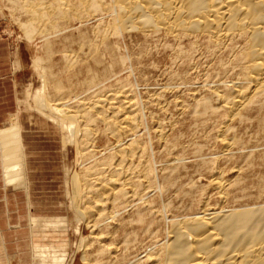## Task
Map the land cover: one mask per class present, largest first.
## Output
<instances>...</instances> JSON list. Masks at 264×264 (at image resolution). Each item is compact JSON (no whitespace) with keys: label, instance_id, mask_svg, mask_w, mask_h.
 I'll list each match as a JSON object with an SVG mask.
<instances>
[{"label":"rangeland","instance_id":"rangeland-1","mask_svg":"<svg viewBox=\"0 0 264 264\" xmlns=\"http://www.w3.org/2000/svg\"><path fill=\"white\" fill-rule=\"evenodd\" d=\"M38 1L40 2L38 3ZM74 1L75 0H0V23L6 27L4 31L5 35L14 40L16 52H19L20 57L19 63L17 64V69L20 72L19 77L22 75L24 79L18 86V102L24 111L27 126H30V130L35 128V131L39 130L40 132V138L37 140L38 143L40 142L39 167L35 170L26 172L24 171L23 151H18L19 154H16V150L19 149L16 144L18 140L17 137L21 140L19 124L17 121H13L5 130L1 131V136L3 138L2 156L6 160V166L3 172L7 182H18L20 180L17 178L22 177V184L26 185L25 187L19 186L17 189L24 194L22 197H25V202L27 201L26 199H28L26 194H28L30 200H36V202L39 203L41 213H51L52 215L60 214L64 216L67 230V233L63 235L64 242H66L64 264H83L82 257L84 255L87 253V255H93L95 248H97L99 244L92 239L91 235L102 233L105 237L101 239V244H111L117 251V254H120L118 257L122 259H120L122 263L130 262L132 259L131 263H133L146 252L153 250V247L157 243L160 244L166 240V235L170 230L172 220H179L183 216L199 212V208L203 202L207 201L209 207L264 202V190H262L264 189L262 187V185L264 186L263 115L262 118L261 116L254 118L256 115L252 113L253 120L243 124L233 119L229 122V125L234 128L223 133L219 130L220 126L227 121V112L222 107V102L218 100L212 92V88L219 93L228 92L224 86V83H228L231 76V72H229L230 69L227 66V57L223 56L221 59L218 54L215 55L209 52L210 47L207 46L204 38L172 39L166 38L162 34L152 35V38V36L144 37L142 34L135 31L119 33L111 16L105 15L104 19H101L100 16L102 12L99 10H85L86 6L84 4L80 5L76 3V1L74 3ZM54 3L55 8L59 5L60 13L59 10L57 11L58 8L55 12L53 8ZM61 4L63 5L62 9ZM82 6L85 7L82 9ZM47 7L50 11L53 10V15L51 12H48L49 10H47ZM77 7L78 9H75ZM42 8L46 13L42 12ZM66 8H68L67 13L64 12ZM77 10L80 15H84L80 17ZM93 11L94 14L91 15ZM43 14H45V17ZM61 14L64 16H60ZM42 16L45 20L42 19L41 21L39 17L42 18ZM17 56L18 54L16 53V59ZM43 75L47 78V85L45 88L47 90L44 89V91H40L43 87ZM219 81L224 83L222 84ZM96 84H102L103 86H97ZM117 88L118 91H116ZM91 89L95 92H92ZM218 89H220V91ZM88 90L91 91L89 92ZM120 90H123L126 96L123 95V92H119ZM108 92H117L115 95L121 93L122 95L119 94V98H116L120 103L123 101H130L131 98H134L133 100L136 99L138 105H142L138 107H142L144 113L141 111L142 108L138 109L136 102H134V104L131 99L134 107L132 106V109H127V114L134 117L137 116L134 118L137 121L136 123L134 122L132 126L129 125L127 128L124 127L123 130H120V126L116 124L118 123L116 119L121 118V115L117 114L118 116H115L116 121H114V116L112 117L110 109V111L102 109L104 112L100 110L101 113H98L100 115L95 113L100 108H97V102L95 103L96 99H94V97L99 98V96H102L109 100V98L113 97V94L109 95L110 93ZM43 93H45L51 103H57L59 107L70 101L69 103L71 104L67 103L62 106L67 112H74L73 110L75 107L81 112L83 108L86 109L85 111L89 110L87 115L89 120L86 121H89V123L85 122V118H82V120L78 118L77 120L79 128L85 127L86 125L89 131H87L86 134L89 135L92 133L89 136L85 135L86 137L83 134H81L82 136H78V139L80 138L79 140L81 141H79V147L82 149H79L81 154L77 152L74 144L65 143L66 132L63 131L64 128L55 124L52 119H49L51 117L55 119V115L49 112V110H45L41 107L38 102L40 97L37 96L43 95ZM82 94H84L82 96L83 98H88L86 101L85 99L82 100V97H78ZM125 98L127 100H125ZM203 98L210 101L211 107L216 109L219 108L216 114H211L210 111L206 114L193 112L194 102ZM79 99L84 102H80ZM89 99L91 101L94 100L92 102L95 104L91 103V105H88V101L91 102ZM75 101H78L79 104ZM96 101H98V99ZM81 103H83L82 105L84 106L82 109ZM84 103H86L87 106L84 105ZM92 104L95 105V107H91L93 106ZM138 111H140V115ZM37 113L40 115L39 120L35 116ZM104 113H107V117ZM94 115L96 121L95 118H93ZM102 115H105L103 117L108 120L107 123ZM97 117L98 119L102 117L104 120H98ZM108 117H111V119H107ZM92 119L95 121V124ZM260 119H262V122ZM110 120L113 121L115 125H106L109 122L111 123ZM104 121L106 124L103 123ZM139 121H142L144 124L142 123L141 125ZM84 123L85 125H82ZM91 123H93V125ZM135 124L137 126L135 130L137 128L139 130H134ZM113 126H116V128L114 129ZM103 127L109 128L104 129ZM143 127L147 128L148 133L146 132V128H144L145 130L142 129ZM130 128H133L131 129L133 131H130ZM106 131L108 133H106ZM116 131L120 134L117 132V135ZM122 131L124 133L121 134ZM110 132H115L114 136L116 138H113ZM128 132L131 133L129 134ZM134 132L136 135L133 134ZM104 133H106V135H104ZM87 137L89 138L85 139ZM217 137L227 138L226 140L231 142L230 149L225 150L224 143L220 141V138L217 139ZM117 138L122 141L117 140ZM128 138L131 140H128ZM115 139L118 141L116 144L117 146L114 145ZM119 142L122 143L119 144ZM127 142L130 143V146L133 143V147L129 145L125 147ZM122 144L125 148L123 150L121 149L123 146ZM149 144L150 147L152 146L151 152L149 151ZM140 145L144 147L142 150ZM127 147L130 149L128 150ZM90 148L92 151H89ZM84 149L89 152L83 151ZM110 150L112 151L109 152ZM114 150L116 152L118 151V153ZM130 150L131 153L129 154V158H125ZM122 151H124L123 153L126 152V154H122ZM90 152H93L92 156ZM119 152L120 155H118ZM82 153L84 154L82 155ZM77 154L79 155L77 156ZM120 156L124 161L121 160L122 158L120 159ZM91 157H95L93 159L95 163L90 167L92 163ZM124 158L128 159L125 160ZM152 159L154 161H152ZM250 159H252L253 162L250 161ZM172 161H175V164ZM77 162H79V165ZM102 162L103 164L100 165L99 163ZM117 163H121L124 167L126 166L127 170L131 165L130 169H132V171L126 170V174L130 176V182L126 185L128 189L125 188L127 191V194L124 195L125 200L122 198L123 196H120L117 200L120 204L117 203V206H115L112 199L114 193L110 190H115L119 188V186L115 183L109 184L106 179L110 176L112 177V173L113 175L114 173H118L116 171L114 172L111 168ZM104 164L110 167H107L109 170H105L106 165ZM112 164L113 166H110ZM95 165L96 169L93 168ZM102 165L104 170L101 168ZM86 168H89V170ZM90 168H93V170L98 169L99 171L97 174L99 175V172L103 173L101 175H103V177L106 176L105 178L102 177L104 180L101 179L100 182V179H96L95 181V177L97 178L99 175L96 176L94 173L95 170L93 172ZM153 169H155V173ZM91 171L95 175L92 174ZM107 172L108 174H105ZM218 172H220V175ZM74 173H77L80 177L81 184L83 181H86L85 179L83 180V177H89L87 182L88 180L91 181V183L90 181L88 183L83 182L82 185H84L85 188L86 185H88V189L86 188L87 190H85L81 185L82 188L79 190V194L76 192V188L72 183ZM217 173L223 180L227 182L231 181L234 184L224 202L221 197H219L218 190L210 185V180L217 176ZM90 174L93 177L95 176L94 179H92V176V178L87 176ZM113 177H115V175ZM157 179L158 182L156 183ZM95 182L97 185H95ZM104 183H107V186ZM89 185L96 187L95 189H98L99 186L102 185L101 187L103 190H101L100 187V193L99 190H97V193L95 189ZM108 187L110 189H108ZM130 188L133 190L131 191ZM83 190H85V192H83ZM86 192H88V194ZM101 192L104 193V195L106 194V196H110L111 194L112 202L110 198L104 197ZM131 193L132 196H129L128 200L127 195ZM80 195L83 196L86 201L84 199H79L78 196ZM81 196L80 198H82ZM87 197L88 199H86ZM257 197L261 199L259 200ZM82 200H84V203ZM125 201H128V204ZM36 202L34 203L37 204ZM108 202L114 204L115 207L113 206V211L111 210L112 208H110L113 204L110 205ZM28 208L29 210H33V208L29 206ZM36 208L37 205L34 206V210H36ZM115 210L116 213L120 212L114 217ZM99 211H101L102 214L106 211L103 214L104 219L101 217V212L97 218ZM81 212H83V214ZM137 212H142L141 214L146 217V223L154 219L156 221L154 224L155 221L153 220L154 227L152 226L153 228L151 227L146 231V224H141L136 221H127L130 218L135 219L138 214ZM107 216L111 217L108 219ZM79 218L81 219L79 220ZM99 218L102 221L98 220ZM32 221L35 220L32 219ZM93 221L95 229H91L94 227L92 226ZM104 221H106V223H104ZM100 223L101 225H99ZM125 231H127L128 236H125ZM8 233L6 238L10 243L17 239L24 246V244L29 242L26 231H22L18 234H14L12 231ZM127 240L128 242H126ZM129 252H131V254H128ZM35 256L38 257V264H42V258L36 253ZM0 257V264H7V257L4 256L1 250ZM54 257V251L52 250L49 253V258ZM13 264L18 263L14 261Z\"/></svg>","mask_w":264,"mask_h":264},{"label":"bare ground","instance_id":"bare-ground-1","mask_svg":"<svg viewBox=\"0 0 264 264\" xmlns=\"http://www.w3.org/2000/svg\"><path fill=\"white\" fill-rule=\"evenodd\" d=\"M75 1H76V3H78L80 5L84 4L86 6V7L82 6V9H83V7H85V10L86 9H97L100 12H102L101 16H100L101 19H104L105 15L111 16V19L113 20V23L117 26V30L119 33L135 31V32L142 34L144 37H151L152 35L162 34V35H164V37L172 38V39L173 38H204L207 46L210 47L209 52H212L215 55L218 54L219 58H221V59L223 56L227 57V66L230 69L229 72H231V76H230L228 83H224V82L219 81L222 84L224 83L225 89L229 93L228 92L219 93L218 91H216L212 88V92L217 97V99L222 102V107L227 112V121L225 123H223L222 126H220V129H219L220 132L221 133L227 132V131H229V129L234 128L233 126L229 125V122L233 119H236L238 121V123H240V124H243L247 121L249 122V121L253 120L252 115H251L252 113H255V115H256L254 118H258L260 116L262 118V115H263V119H264V0H75ZM75 1H74V3H75ZM39 2L40 1H38V3ZM64 3H66V2H64ZM50 5H52V4H50ZM54 5H55V3L53 4V6ZM56 5H57V3H56ZM41 7H43V6H41ZM62 7H63V5L61 4V9H62ZM71 7H69V8H71ZM75 7H76V5H75ZM43 8L46 9L45 7H43ZM49 8H50V6H49ZM53 8L56 12L57 8H58L57 11L59 10V5L56 8H55V6ZM44 9H43V11L41 9L40 10L43 13H46V12H44ZM67 9L68 8H66V11H64V12L67 13ZM75 9H78V7ZM47 10H49L48 12H51V14L53 15V13H52L53 10L50 11V9H48V7H47ZM64 12H62V13H64ZM71 12H73V11L71 10ZM78 12L79 11L77 10V13ZM59 13H60V10H59ZM57 14H58V12H57ZM73 14H74V12H73ZM93 14H94V11L91 15H93ZM62 15L63 14H61L60 16H62ZM81 15H84V14H81ZM81 15H80V17H81ZM43 16L45 17V14H43ZM43 16H42V18L39 17V19L41 21H42V19L45 20L43 18ZM89 16H90V14H89ZM152 38H153V36H152ZM46 39H48V38H46ZM73 59H74V57H73ZM127 59H128V57H127ZM119 60H120V58H119ZM37 62H39V61H37ZM110 67H111V65H110ZM136 68H137V66H136ZM42 70H44V69H42ZM226 70H227V67H226ZM42 78L41 79L43 81V87L40 91H44V89L46 88V85H47V78L45 77V75H43ZM226 82H227V80H226ZM103 84H104V81H103ZM213 84H214V82H213ZM96 85L97 86L98 85L103 86L102 84L101 85L96 84ZM57 87H58V85H57ZM122 89H123V87H122ZM167 89H168V86H167ZM45 90H47V89H45ZM91 90H88V91L90 92ZM218 90L220 91V89H218ZM116 91H118V88ZM92 92H95V91L92 90ZM119 92H123V95H125L123 90L122 91L120 90ZM39 93H41V92H39ZM108 93H110L109 95L113 94V97L109 96V97H112V98H109V100H107L108 98H105V97H102L99 95H98L99 98L94 97V99H96V100L98 99V101L95 100V103L97 102L96 103L97 108L98 107L100 108L96 112H95V109L93 108L94 112L96 114H98V113H101L100 110L103 111L102 109H104V110L107 109L108 111L111 110L110 111L112 113L111 115H112V117L114 116V118H113L114 121L117 120L116 122H118V123H116V124H117V126H120V130H123L124 127L127 128L129 125L132 126L134 122L136 123L137 121L134 118H136L137 116L134 117V116L127 114V111H128L127 109L131 108L133 106L134 102H136L137 108L140 109L142 107L139 108L138 106L141 104L138 105L136 99L133 100L134 98L133 99L131 98L133 103H132L131 99H130V101L128 100V101H123L122 103H120L118 100H116V98L117 97L119 98V94L122 95L121 93H119L117 95H115L117 92L116 93L108 92ZM84 94H82L81 96H78V97H82ZM95 95H96V93H95ZM101 95H102V93H101ZM85 96H86V94H85ZM106 96H107V94H106ZM37 97H40L38 99V102L40 103L41 107L45 110H49V112H51L56 117L55 119L52 117L49 119H52V121H54L55 124H58L59 126L64 128L63 131L66 132L65 143L74 144L77 152L80 153V151H79V149H81V147H79V141H80L79 139L80 138L78 139V136L81 134H83L84 136L85 135L87 136L88 134H86V133L88 130L86 128L85 123L82 124V125H85V127L83 126V127L79 128L77 120H78V118H79V120H82V118H85L86 119L85 122L87 120H89L87 118L89 110L85 111L86 110L85 108L82 109V107H84V106L82 105L83 103H81L80 105H81L82 112L79 109H76V107L73 110L72 106L71 107H72V110L74 112H69V111L67 112V110L64 109V107H62V106L66 105L70 101L67 103L63 102L64 104H62V106L59 107V105L57 106V103H55V104L51 103V101H49L48 98L46 97L45 93H43V95H39ZM65 98H68V97H65ZM126 98H125V100H127ZM62 99H64V98H62ZM83 99H85V98L82 97V100ZM86 99H88V98H86ZM86 99H85V101H86ZM74 100H75V98H74ZM79 100H80V102H84V101H81V99H79ZM92 101H94V100H92ZM92 101L91 102L88 101V105L89 104L91 105V103H93ZM75 102H78V101H75ZM95 103H93V104H95ZM69 104H71V103H69ZM78 104H79V102H78ZM72 105H73V103H72ZM84 105H86V103H84ZM91 107H95V105H93ZM77 108H80V107H77ZM69 109H71V108H69ZM218 109L211 107L210 101L206 98H203V99L196 100L194 102L193 112L198 113V114H206L208 111H210L211 114H216ZM141 111H143V113H144L143 108L141 109ZM138 112L140 115V111H138ZM129 113H130V111H129ZM135 113H133V114H135ZM117 114L121 115L122 117L119 119H116L115 116H118ZM98 115H100V114H98ZM105 115H102V117ZM50 116H52V115H50ZM60 117H62V118H60ZM102 117L101 118L99 117V118L102 119ZM106 117H107V115H106ZM93 118H95V115ZM103 118L106 120L105 117H103ZM109 118L111 119V117H108L107 119H109ZM139 118H140V116H139ZM97 119H98V117H97ZM100 119H98V120H100ZM104 119H102V120H104ZM151 119H152V117H151ZM92 120H90V121L93 122L94 120L93 121ZM258 120H256V121H258ZM95 121H96V118H95ZM95 121H94V124H95ZM107 121L108 120H106V123H107ZM144 121H146V120H144ZM260 121L262 122V119H260ZM140 122L142 125L143 122L139 121V123ZM263 122H264V120H263ZM79 123H81V122H79ZM86 123H89V121ZM103 123H105V121ZM126 123H128V124H126ZM91 124L93 125V123H91ZM111 124L115 125L113 123V121H111V123L109 122L106 125H111ZM135 127H137L136 124L134 126V130H135ZM108 128H104V129H108ZM115 128H116V126L114 127V129ZM144 128H146V127H143L142 129H144ZM159 128H161V127H159ZM159 128H158V130H159ZM114 129H112V130H114ZM131 129H133V128H130V131H133ZM127 131H129V130H127ZM117 132L118 131H116V133ZM146 132H147V128H146ZM106 133H108V132L106 131ZM106 133H104V135H106ZM110 133H112L113 138H114L115 132H110ZM118 133H117V135H118ZM122 133H124V132L122 131L121 134ZM128 133L130 134L131 132H128ZM90 134H92V133H90ZM96 134H97V132H96ZM133 134L136 135L135 132ZM217 134H218V132H217ZM84 136H83V138H84ZM120 137H121V135H120ZM120 137H118V138H120ZM88 138L89 137H87L85 139H88ZM118 138H117V140H120ZM219 138L217 137V139H219ZM17 139L18 140H17L16 144H17V147L19 149L16 150V154H19L18 151L21 152L23 147H22V142H21L20 138L17 137ZM148 139H149V137H148ZM226 139H225V137H222V138H220V141H222L224 143L225 150H229L231 147V142L229 140H226ZM128 140H131V139L128 138ZM120 141H122V140H120ZM117 143H118V141H116V139H115L114 145L117 146L116 145ZM121 143L119 142V144H121ZM127 143H126L125 147L130 144V143H128V144ZM148 143H149V141H148ZM132 144H131V146L130 145L129 146L133 147L134 144L133 145ZM232 144H233V141H232ZM91 145L93 146L92 142H91ZM135 145H136V143H135ZM122 147H121L122 150L125 149L124 145ZM140 147H142V146L140 145ZM151 147L149 144V149H150L149 151L150 152L152 150ZM84 148H85V146H84ZM93 148H95V147H93ZM111 148H112V146H111ZM143 148L144 147H142L141 150ZM90 149H89V151H92V149L91 150ZM127 149L129 150L130 148L127 147ZM83 151H85V149ZM86 151L89 152L88 150H86ZM111 151L112 150H110L109 152H111ZM123 152L124 151H122V154L125 155L126 152L125 153H123ZM128 152L129 153H128V155L126 154L125 158L126 157L129 158V156H130L129 154L131 153V150ZM84 153H82V155ZM92 153L90 154L91 156H92ZM116 153H118V151ZM225 153H227V152H225ZM229 153H231V152H229ZM22 155L24 157L23 153H22ZM78 155L79 154H77V156ZM118 155H120V152ZM138 155H139V152H138ZM121 156H123V155H121ZM121 156H120V159L122 158ZM152 156H153V154H152ZM212 157H214V156H212ZM79 158H82V157H79ZM91 158H92L91 159L92 163L90 164V167L93 163H95V161H93V159L95 157H91ZM198 158H200V157H198ZM201 158H203V157H201ZM127 159H125V160H127ZM130 159L133 160L132 158H130ZM153 159H152V161H154ZM91 160H89V161H91ZM121 160L124 161L123 158ZM250 161H252V159H250ZM79 162H81V161H79ZM79 162H77V164ZM172 162H174V164H175V161H172ZM83 163H82V165H83ZM147 163H149V162H147ZM178 163H179V161H178ZM99 164L101 165V164H103V162L99 163ZM130 164H132V163H130ZM133 164H135V163H133ZM96 165L93 168L96 169ZM104 165H106V164H104ZM110 166H113V164ZM130 166H129V169L127 170L126 166L125 167L122 166L121 163L115 164L111 168L114 172L116 171L118 173H114L115 177H113L114 175L112 173V177L110 176L109 178L107 177L108 179H106V180H108L109 184L115 183L119 186V188H116L115 190H110V191H112V193H114L112 199H113L115 206H117L116 204L118 203V201H117L118 198L120 196L121 197L123 196L122 198H124V195L127 194V191L125 190V188H127L126 185L129 184V182H130V176H128L126 174V170L132 171V169H130L131 168ZM153 166H154V164H153ZM107 167L110 168L109 166L106 165L105 170L108 169ZM93 168L92 169L90 168V169L94 172L95 169L93 170ZM101 168H103V165ZM86 169L89 170V168H86ZM86 169H84V170H86ZM150 169H152V168H150ZM103 170H104V168H103ZM154 170L155 169H153V172L155 173L156 171H154ZM92 171H91L92 174L95 173L96 176L99 175V174H97V172L99 171L98 169L95 170L94 173ZM239 171H240V169H239ZM99 173H100V175L97 176V178L94 176L95 179L91 174L87 175V176H90V178L93 177L92 179H94L95 181H96V179H100V182H101V179L103 177V175H101V174H103V173H101V172H99ZM218 173L220 175V172H218ZM218 173H217V176H215L212 180H210V185H212L215 189L218 190V192H219L218 195H220L219 197H221L222 201L224 202L226 200L228 194H229L231 187H233L234 184L231 181L227 182V181L223 180L222 177L218 175ZM105 174H108V172ZM221 175H223V174H221ZM105 177H103V178H105ZM88 178L83 177V180L84 179L86 180L83 182L88 183L90 181V180H88V182H87ZM17 179L21 180L22 177L21 178L18 177ZM102 180H104V179H102ZM80 181L81 180H80V177L78 176V174L74 173V175L72 177V183H73V186L76 188L77 193L80 192L79 190H81L82 187H84V185H82L83 182L81 184ZM93 182H92V185H93ZM157 182H158V179H157L156 183ZM90 183H91V181H90ZM98 183H99V181H98ZM104 184H106V186H107V183H104ZM81 185H82V187H81ZM92 185H89V186L91 187ZM95 185H97L96 182H95ZM87 186L88 185H86V188H87ZM101 186L102 185H100L98 189H95L96 187H93V186H92V188H94L95 191L98 193L97 190H99ZM109 187H108V189H110ZM262 187L264 188L263 185H262ZM262 187H260V188H262ZM86 188L84 187L85 190L88 189V188L87 189ZM133 188H135V187H133ZM89 189H91V188H89ZM111 189H112V187H111ZM130 189H131V191L133 190L132 188H130ZM258 189H259V186H258ZM85 190H83V192H85ZM101 190H103L102 187H101ZM262 190H264V189H262ZM86 193L88 194V192H86ZM99 193H100V190H99ZM109 193H111V192H109ZM109 193H107V194H109ZM101 194L104 197L106 196V194L104 195V193H102V192H101ZM134 194H135V192H134ZM80 196H78L79 199H84L83 196H85V195L81 196L82 198H80ZM111 196L112 195L110 194V196H106V197H108V199L109 198L111 199ZM129 196H132V193L127 195L128 200H129ZM75 197H76V195H75ZM100 197H101V195H100ZM134 198H135V196H134ZM86 199H88V197ZM112 199L110 200L111 202H112ZM73 200H74V197H73ZM84 200H82V202ZM124 200H125V198H124ZM125 202L127 203L128 201H125ZM198 202H200V201H198ZM108 203H110V202H108ZM122 203H124V202H122ZM111 204H113V203H110V205ZM114 204L111 205V207H110V208H112L111 209L112 211H113ZM118 204H120V203H118ZM87 205H88V203H87ZM124 206L127 207L126 205H124ZM105 209H107V208H105ZM105 209H103V210H105ZM100 212L101 211L98 212L97 218H98V215L102 214V212L101 213ZM104 212H106V211H104ZM104 212H103V214H104ZM109 212H111V211H109ZM81 213L83 214V212H81ZM112 213H114V212H112ZM118 213H116V210H115L114 217ZM137 213H136L137 216L135 219L130 218L127 221H129V222L136 221V222H139L141 224H146L145 225L146 231L149 230L152 226L154 227L153 222L155 220L151 219L152 217L148 218L151 220L148 221L149 223H146V219H145L146 217H144L143 214H141L142 212L141 213L137 212ZM103 214L101 216L102 219H104ZM84 216H85V214H84ZM108 216H109V214H108ZM110 217H108V219ZM93 218H94V216H93ZM100 218L98 220H101ZM80 219L81 218H79V220ZM98 220H97V222H98ZM106 221H104V223H106ZM155 223H156V221L154 222V224ZM169 223H170V221H169ZM102 224H103V222H102ZM94 225L95 224L93 221L92 226H94ZM99 225H101V223ZM91 229H95V226L92 227ZM154 229H153V231H154ZM99 234H102V233H99ZM99 234L91 235L92 239L97 241L99 245L97 248H95L93 255H87L88 254L87 253L86 255H84L82 257L83 264H264V202L254 203V204L253 203L252 204L247 203L244 205H237V204H235V205H219L218 207H209V204L207 201L203 202V203H201V206L199 208V212H197V213L194 212V214H190V215L188 214L186 216H183L179 220L178 219L175 221L172 220L170 230L167 232V235H166L167 236L166 240L160 244L155 243L156 245L153 247V250L148 251L146 253L144 252L145 254L139 259L135 258L136 260L133 263H131L133 259L130 262L128 261L129 263L128 262L126 263L123 259V261L125 263H122L120 261L121 258L118 257L120 254L119 255L117 254V251L111 246V244H108V245L101 244V242H102L101 239L104 238L105 236L103 234L102 235H99ZM105 234H107V233H105ZM125 236H128L127 231H125ZM85 241H86V239H85ZM126 242H128V240ZM84 244H86V243H84ZM81 247H83V246H81ZM87 248H88V246H87ZM34 249L36 250L35 253L37 255H39L40 258H42V264H46L47 263L46 259L49 258V253H50V251H52V249H46L42 246L41 247L37 246ZM117 250H118V248H117ZM128 254H131V252H129ZM123 255H125V254H123ZM126 257L128 258L127 254H126ZM122 258H124V257H122Z\"/></svg>","mask_w":264,"mask_h":264},{"label":"crops","instance_id":"crops-1","mask_svg":"<svg viewBox=\"0 0 264 264\" xmlns=\"http://www.w3.org/2000/svg\"><path fill=\"white\" fill-rule=\"evenodd\" d=\"M5 30L6 27L0 23V250L7 257V264H13L14 261L18 264H38L34 248L42 246L52 249L55 255L54 258H47L46 264H64L66 242L63 235L67 233L64 216L41 213L39 203L30 200L28 194L26 205L25 197H22L24 194L17 189L19 186L25 187L26 184H22L23 179L7 182L4 176L6 160L2 156L1 131L13 121H17L20 127L24 171L37 169L40 160V142H37L40 132L35 131V128L30 130V126H27L24 111L18 102V86L24 80L22 75L19 77L20 72L17 69L19 52H16L14 40L5 35ZM35 116L39 120L40 115L37 113ZM28 206L33 210H29ZM10 231L14 234L26 231L29 242L24 246L17 239L10 243L6 238Z\"/></svg>","mask_w":264,"mask_h":264}]
</instances>
